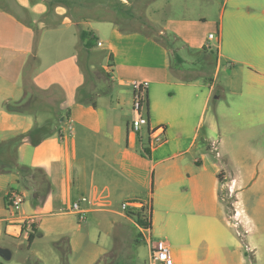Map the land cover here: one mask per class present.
Listing matches in <instances>:
<instances>
[{
	"label": "crops",
	"instance_id": "0c3cea01",
	"mask_svg": "<svg viewBox=\"0 0 264 264\" xmlns=\"http://www.w3.org/2000/svg\"><path fill=\"white\" fill-rule=\"evenodd\" d=\"M173 2L156 0L142 27L130 28L105 15H76L65 0H0V141L30 133L16 147L18 160L44 173L24 186L18 172L0 168V240L28 239L34 227L37 235L48 234L55 243L57 228L44 221L75 213L70 207L83 196L89 198L82 202L86 213L103 210L98 206L104 202L112 206L118 191L150 210L151 201L142 196L150 199L153 184L158 208L151 211L149 232L161 213L178 236L173 264H253L264 258L259 213L264 154L252 150L255 158H243L226 145L237 122L264 125V0H181L185 12L163 18L173 11ZM122 18L124 25L134 20ZM83 31L88 39L95 36L93 45L102 41L109 47L110 69L120 87L133 93L134 80L149 81L147 129L164 125L163 143L152 146L146 132H131V119L122 131L120 88L108 87L112 91L98 95L96 106L76 100L86 80L80 62L87 41ZM162 36L174 39L172 50L182 58L179 67L171 66ZM209 42L211 47L203 50ZM186 49L210 59L213 74L200 69L194 76L183 75L187 59L180 51ZM232 95H239L240 102L230 100ZM31 97L45 104L23 112L5 106ZM213 99L217 102L208 113ZM79 139L88 152L79 151ZM223 186L235 196V222ZM12 188L25 194L20 215L34 216L32 223L10 216L7 194ZM233 227L237 237L230 235Z\"/></svg>",
	"mask_w": 264,
	"mask_h": 264
},
{
	"label": "rangeland",
	"instance_id": "374dc122",
	"mask_svg": "<svg viewBox=\"0 0 264 264\" xmlns=\"http://www.w3.org/2000/svg\"><path fill=\"white\" fill-rule=\"evenodd\" d=\"M155 1L65 0V2H69L70 4L68 9L76 15L87 14L95 17L105 15L120 22L121 25L130 28L142 27L146 17L154 12ZM180 1L173 2V11L165 12L162 17L183 14L185 11ZM212 13L215 15V12L212 11ZM125 16L133 17L134 20L130 24L124 25L122 23L124 22L122 17ZM207 25L204 24L202 30H207ZM85 28H88V26L85 25ZM94 42H96L95 38L92 39L93 44ZM48 45L49 42L45 40V46L48 47ZM180 55L187 59L183 65L185 69H188V72L185 71L183 73L186 77L194 76V74L199 73L197 71L200 69H204L203 72L206 75H210V71L213 74L211 67L212 61L210 59L193 54L187 49L181 50ZM109 56V47L106 44L102 46L94 45L92 50L86 49L85 52L81 53L80 62L82 67L88 70L91 68V64H94L91 68L92 70L85 71V73L88 81L93 87H96V91L106 90L108 87H116L115 91L119 88L121 89L122 104L120 105L121 117L119 125L122 131L126 133L127 122L130 121L132 116L133 93L131 91L129 92V87H120L118 83H115L116 76L109 67ZM170 64L173 68L179 67V63L173 54L171 55ZM224 75L225 72L222 71L219 79H223ZM110 91L112 89L108 88L107 93ZM227 95H229V92ZM239 97V95H232L230 100H237V103L241 100ZM97 98L99 99V96ZM105 99H100V101L104 109L107 110L106 104L104 105L106 103ZM32 100L30 103L31 108L45 104L38 103V101L35 102V97ZM214 101L217 102L216 99H213L208 113L212 112ZM220 126L225 127L226 125L222 124ZM233 127L231 137H229L231 139H228L226 144L231 152H235L237 156L243 158H255V154L250 155L252 150L254 153L262 152L264 154V125H247L239 121ZM144 131H147V126L144 127ZM78 142L79 151L85 152L86 150L88 152L87 147L85 148L83 146V141L79 139ZM246 149L249 151L248 153ZM12 153V149L3 148V152L0 154V168L8 166L6 161L5 163L3 161L12 155ZM156 191L158 192V190L155 189L154 203L153 184L150 189V199H148V195L142 196V200L151 201L149 205L150 211L153 210V206L155 209L158 208V195ZM222 192L229 209L230 219L235 222L234 218H232L234 215L233 207L235 196L231 194L228 186H223ZM127 198V192H116L113 196L112 206L106 205L107 203L104 202L105 205L98 206L103 210L85 213L84 220H81L80 214L77 213H57V217H51L44 221L48 228H57V241L63 236L70 239V251L67 254V264H151L149 259L150 246L148 240L144 238V236H149L150 234L153 241L160 239L167 240L171 244L172 250L175 251L179 243L178 236L171 228L165 225V219L161 213H156V224L152 228L151 233L148 230L141 233L136 222H134L135 219L133 217L129 218L130 216L127 215L128 211L136 210L134 208L125 210L122 208V203L127 201ZM254 202L251 201L250 206H253ZM228 204H231L233 207H229ZM106 208H111V210ZM144 208L148 211V206L145 205ZM118 212H122V214ZM259 213H261V219L264 221V204L261 207L259 206ZM238 228L241 229L239 226ZM229 232L230 235L237 237L236 228H229ZM241 232L243 233L242 229ZM0 247L8 248L12 253L10 259H5L0 255V264H63L60 250L48 234L43 237L36 235V239L33 242H29L28 239H21L19 241H4L2 239L0 240ZM248 255L250 254L248 253ZM156 264H173V262H158ZM253 264H264V258L255 261Z\"/></svg>",
	"mask_w": 264,
	"mask_h": 264
},
{
	"label": "built area",
	"instance_id": "2783aa9c",
	"mask_svg": "<svg viewBox=\"0 0 264 264\" xmlns=\"http://www.w3.org/2000/svg\"><path fill=\"white\" fill-rule=\"evenodd\" d=\"M215 35L211 33L209 35V39H213ZM98 45L102 46V41H98ZM210 42L207 43L206 48H210ZM148 80H134L132 82V90H133V108H132V118L129 123V130L137 135H143L144 127L149 125V118L147 115V100H148V88H149ZM72 128V124L70 121L69 129ZM148 134V142L152 146H156L165 141V126L160 124L153 127H149L146 131ZM88 197L83 196L80 200L74 201L70 207L72 212L80 214L81 220L85 219L86 210L82 207V202L88 201ZM25 202V194L19 190L12 188L7 194V206L10 210V216L15 218L16 216H20L24 219L25 223H32V218L34 216H21L20 212L22 210V206ZM138 201H125L122 203V208H137L143 207ZM141 233L145 230L144 227H139ZM149 231V230H148ZM148 240L150 246V263L156 264L158 262L170 263L173 262V250L171 244L163 239L153 241L151 236H144Z\"/></svg>",
	"mask_w": 264,
	"mask_h": 264
},
{
	"label": "trees",
	"instance_id": "16d2710c",
	"mask_svg": "<svg viewBox=\"0 0 264 264\" xmlns=\"http://www.w3.org/2000/svg\"><path fill=\"white\" fill-rule=\"evenodd\" d=\"M89 34L86 33L85 31L81 32V38L83 41H86L85 44V48L91 50V48L94 46L92 43V39L95 38L94 37H90L88 39ZM162 43L169 48V51L171 53V55L173 54L175 56V59L177 60V62H182V58L178 55V53L176 51H172V48L175 45V41L174 39H171L169 37L166 36H162L161 38ZM203 50H208V48H204ZM34 60V59H33ZM109 60H110V64L109 67L112 66V61H113V57L112 55L109 56ZM32 65V61L29 62V66ZM82 67V65H81ZM83 71L85 73V71H90V69H85L83 68ZM92 70V69H91ZM86 75V73H85ZM25 90L28 92L29 89L28 87H25ZM107 90H101V91H96V87H93L92 84L88 81L87 79V75H86V80L85 83L83 85H81L77 91L76 94V100L78 102L84 103V104H91L93 106L97 105V96L102 94V93H107ZM32 97L25 103H21V101H6L5 102V106L7 108V110L9 111H27L31 108L30 103L32 102ZM61 116H64V113H61ZM30 135V133L27 134H20L17 135L11 139L8 140H4V141H0V154L3 152V148L4 149H12L13 153L12 155H10L8 158H6L3 163H7V167H5V169H10V170H14L16 172H18L20 174V182L24 185L27 186L29 183V178L34 177L37 173L39 174H44L43 170L40 168H35V169H30L24 165H22L19 160H18V156L16 153V147L17 145L21 144L24 139ZM220 175V173H219ZM233 205V204H232ZM228 206L230 207L231 204H228ZM233 207V206H231ZM136 211H128L127 215L130 217H133L138 225V227H144L145 229L150 230V228L152 227V223H151V211L148 209V211L143 207H141L140 209H134ZM233 211H234V207H233ZM38 233H36V229L33 227V231H31L29 233L28 236V240L29 242H32L34 237L37 235ZM55 245L59 248L60 253H61V259L63 264H67V254L70 251V244H69V239L66 236L61 237L58 241L55 242ZM65 246V247H64Z\"/></svg>",
	"mask_w": 264,
	"mask_h": 264
},
{
	"label": "water",
	"instance_id": "95a60500",
	"mask_svg": "<svg viewBox=\"0 0 264 264\" xmlns=\"http://www.w3.org/2000/svg\"><path fill=\"white\" fill-rule=\"evenodd\" d=\"M0 255H2L5 259H10L12 256V253L8 248L0 247Z\"/></svg>",
	"mask_w": 264,
	"mask_h": 264
}]
</instances>
